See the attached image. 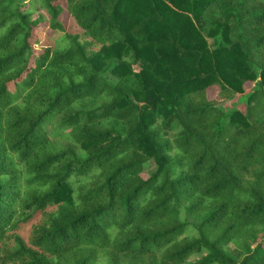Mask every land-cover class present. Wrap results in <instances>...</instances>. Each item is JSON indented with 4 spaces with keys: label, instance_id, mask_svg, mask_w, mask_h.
Returning <instances> with one entry per match:
<instances>
[{
    "label": "trees",
    "instance_id": "16d2710c",
    "mask_svg": "<svg viewBox=\"0 0 264 264\" xmlns=\"http://www.w3.org/2000/svg\"><path fill=\"white\" fill-rule=\"evenodd\" d=\"M0 264H264V0H0Z\"/></svg>",
    "mask_w": 264,
    "mask_h": 264
},
{
    "label": "rangeland",
    "instance_id": "374dc122",
    "mask_svg": "<svg viewBox=\"0 0 264 264\" xmlns=\"http://www.w3.org/2000/svg\"><path fill=\"white\" fill-rule=\"evenodd\" d=\"M66 22H67V21H66ZM68 30H69L70 32H78L79 29L76 27L75 24H68ZM60 35H61V33H56L54 38H57V37H59Z\"/></svg>",
    "mask_w": 264,
    "mask_h": 264
}]
</instances>
